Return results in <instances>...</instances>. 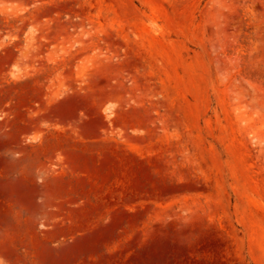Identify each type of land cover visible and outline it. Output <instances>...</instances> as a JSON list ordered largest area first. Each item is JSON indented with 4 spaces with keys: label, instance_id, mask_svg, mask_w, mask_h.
<instances>
[{
    "label": "rangeland",
    "instance_id": "obj_1",
    "mask_svg": "<svg viewBox=\"0 0 264 264\" xmlns=\"http://www.w3.org/2000/svg\"><path fill=\"white\" fill-rule=\"evenodd\" d=\"M0 264H264V0H0Z\"/></svg>",
    "mask_w": 264,
    "mask_h": 264
},
{
    "label": "crops",
    "instance_id": "obj_2",
    "mask_svg": "<svg viewBox=\"0 0 264 264\" xmlns=\"http://www.w3.org/2000/svg\"><path fill=\"white\" fill-rule=\"evenodd\" d=\"M55 176V184L59 190L66 191L74 189L73 184L67 181L64 174L60 171H56ZM71 205L72 204L64 199L57 200V202L42 200L39 209H17V214L36 217L42 222H71L73 217Z\"/></svg>",
    "mask_w": 264,
    "mask_h": 264
},
{
    "label": "bare ground",
    "instance_id": "obj_3",
    "mask_svg": "<svg viewBox=\"0 0 264 264\" xmlns=\"http://www.w3.org/2000/svg\"><path fill=\"white\" fill-rule=\"evenodd\" d=\"M152 24H153V23H152ZM152 24H151V25H152ZM153 26H155V25H153Z\"/></svg>",
    "mask_w": 264,
    "mask_h": 264
}]
</instances>
